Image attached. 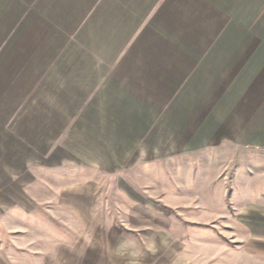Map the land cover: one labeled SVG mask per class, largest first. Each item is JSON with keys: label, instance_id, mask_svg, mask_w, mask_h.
Instances as JSON below:
<instances>
[{"label": "crops", "instance_id": "crops-1", "mask_svg": "<svg viewBox=\"0 0 264 264\" xmlns=\"http://www.w3.org/2000/svg\"><path fill=\"white\" fill-rule=\"evenodd\" d=\"M217 148L225 191L264 195V0H0V211L68 162ZM236 211L254 242L264 199ZM65 254L39 264L84 260Z\"/></svg>", "mask_w": 264, "mask_h": 264}, {"label": "rangeland", "instance_id": "rangeland-1", "mask_svg": "<svg viewBox=\"0 0 264 264\" xmlns=\"http://www.w3.org/2000/svg\"><path fill=\"white\" fill-rule=\"evenodd\" d=\"M227 153L173 151L116 172L68 162L38 174L27 205L0 211V264L74 250L84 258L74 264H264V217L247 242L236 211L264 195L231 192L237 162L227 163Z\"/></svg>", "mask_w": 264, "mask_h": 264}]
</instances>
